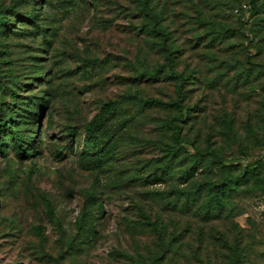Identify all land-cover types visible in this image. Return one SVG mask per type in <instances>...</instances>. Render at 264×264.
Wrapping results in <instances>:
<instances>
[{
    "label": "rangeland",
    "instance_id": "rangeland-1",
    "mask_svg": "<svg viewBox=\"0 0 264 264\" xmlns=\"http://www.w3.org/2000/svg\"><path fill=\"white\" fill-rule=\"evenodd\" d=\"M0 10V264H264V0Z\"/></svg>",
    "mask_w": 264,
    "mask_h": 264
},
{
    "label": "trees",
    "instance_id": "trees-1",
    "mask_svg": "<svg viewBox=\"0 0 264 264\" xmlns=\"http://www.w3.org/2000/svg\"><path fill=\"white\" fill-rule=\"evenodd\" d=\"M147 2L148 1H151V0H146ZM253 8L254 9H257V5L256 4H254V6H253ZM5 13V11H1L0 10V18H3V16L5 15L4 14ZM5 19V18H4ZM158 36H160V38H161V40H162V48L164 49V51H166L167 53H168V57H167V59L170 61L171 60V58H170V56L172 55V53H173V51L171 50V47L170 46H168L166 43H167V40L169 39L168 37H167V35L166 34H163V33H161V32H157L156 33ZM227 38H230L231 36H226ZM244 66H242L243 68H244V71H246V73L248 72V73H251V74H253V71H254V69L253 68H251V66H252V63H251V61L248 59L247 60V65L246 64H243ZM158 72H159V70H153V71H151L150 73H147V74H145L149 79H156L157 77V74H158ZM171 73V72H170ZM254 74H257V72H255ZM175 77H178L179 79H181L178 75H175ZM180 102V101H179ZM143 103L144 104H154V103H158V100H155V99H153V100H143ZM178 106V105H177ZM108 120L107 119H105V118H95L93 121H91V122H89L87 125H86V128H85V131H86V142L88 141V143H92V144H94L95 146H97V147H99V146H102L104 143H105V141L103 140V137H100L99 136V133L101 132V130L105 127V124H106V122H107ZM10 123L11 122H6V124L4 125V127L5 128H7L8 130H12V126H10ZM175 139H176V141H177V144H179V146H181V144H182V140H181V138H180V133L178 134V133H176L175 134ZM194 171L195 170H192V171H186V172H184L183 174H182V176L181 177H179V179L182 181L181 183H187V182H189L192 178H193V175H194ZM220 203V202H219ZM218 203V204H219ZM220 208H221V206H220ZM220 208H218V209H220ZM216 209V208H215ZM204 210H206V209H204ZM221 211V210H220ZM206 212L207 213H210L207 217H209V216H212L213 217V215H211L212 213H213V211L212 210H206ZM88 220H87V218L85 217L83 220H81V222H80V227L83 229V230H86V229H88L87 228V222Z\"/></svg>",
    "mask_w": 264,
    "mask_h": 264
}]
</instances>
